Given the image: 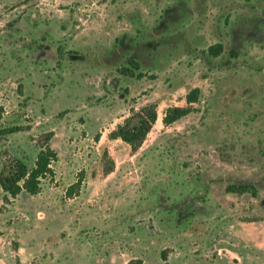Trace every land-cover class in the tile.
Instances as JSON below:
<instances>
[{
	"label": "rangeland",
	"instance_id": "rangeland-1",
	"mask_svg": "<svg viewBox=\"0 0 264 264\" xmlns=\"http://www.w3.org/2000/svg\"><path fill=\"white\" fill-rule=\"evenodd\" d=\"M176 1L0 0V170L13 160L32 167L50 131L58 157L39 194L5 200L0 188V264H264V77L257 74L264 39L245 42L238 61L227 46L209 67L179 50L160 61L162 70H143L135 85L114 86L112 74L102 85L104 70L67 66L59 52L110 48L134 33L135 18L153 27ZM238 2L246 1L207 0L204 16L193 13L179 26L201 35L206 50L220 42L215 29L228 32L225 19L234 26ZM43 43L62 60L36 67L29 56ZM193 88L201 94L192 112L164 125L165 110L185 107ZM149 104L158 119L136 152L109 138L130 109ZM12 127L18 131L2 134ZM245 180L257 185L256 195L226 192ZM158 184L170 210L155 208ZM184 197L208 210L177 224L172 206Z\"/></svg>",
	"mask_w": 264,
	"mask_h": 264
},
{
	"label": "trees",
	"instance_id": "trees-1",
	"mask_svg": "<svg viewBox=\"0 0 264 264\" xmlns=\"http://www.w3.org/2000/svg\"><path fill=\"white\" fill-rule=\"evenodd\" d=\"M206 1L193 0L191 8L188 0H177L163 8L155 25L149 28L145 27L137 17L135 18L136 21L132 22L134 33H123L117 36L110 48L95 46L96 50H91L88 46H79L66 52L63 50H59V52L62 54L63 61L67 66L85 67L88 70H104L102 85L112 74L114 86L140 83L144 77L143 70L151 72L162 70L163 65L160 61L166 62L169 57L175 58L179 50L182 54L200 56L203 63L209 67L208 64L211 61L226 54L228 46L230 49L227 56L237 60L238 51L241 55L245 48V42L253 41V39L242 40L236 44L238 37L231 36L229 29L233 25L227 19H225L224 25L228 28V32L215 29L220 42L207 46L206 50L200 48L204 44L201 35L194 33L187 23L179 26L185 23L193 13L204 16L207 10ZM245 1L242 7H244L245 18L248 20L250 16H255L252 6L256 0H253L251 6H246L249 0ZM231 6L232 4L228 8H231ZM136 16L138 15L136 14ZM227 36L230 37L229 40ZM227 41L229 42L228 45ZM94 55L96 56L94 57ZM127 92L128 90L125 88L124 93ZM200 94L199 88L189 90L185 96L187 105L185 107L167 108L162 123L169 126L190 114L192 112L191 105L198 101ZM157 119V108L153 104L145 105L138 110L132 108L123 122L109 133V138L122 141L130 147L132 152H136L142 146ZM17 131L18 127H12L3 130L2 134H12ZM52 136V131L41 136L40 150L32 167L29 168L19 160H13L0 170V188L4 193L5 200H8V198L16 199L22 192L30 196L37 195L41 191V180L53 176L52 166L57 162L58 157L49 144ZM103 157L107 159V153H104ZM113 167V162L107 161L104 165V173L109 174L113 171ZM80 184L81 182L77 181L68 187L67 195L72 196L75 189L80 187ZM225 190L227 193H251L256 195V187L248 184H231L226 186ZM127 264H142V261L136 259L129 261Z\"/></svg>",
	"mask_w": 264,
	"mask_h": 264
},
{
	"label": "flooded vegetation",
	"instance_id": "flooded-vegetation-1",
	"mask_svg": "<svg viewBox=\"0 0 264 264\" xmlns=\"http://www.w3.org/2000/svg\"><path fill=\"white\" fill-rule=\"evenodd\" d=\"M252 8L254 9L253 12L255 16L254 17L250 16L249 19L247 20L245 18V11H243L242 4L238 2L237 5H234V10H235L234 26L229 29V32L232 37L235 36L238 37L236 44H238V42H241L242 40L253 39V41H260V40L263 41L264 39V0H256ZM55 51L56 49L54 48V46L48 43H43L34 49V52L32 53V55L29 56V59H31V61L36 63V67L38 65H42V63H44L43 61H47V60L50 61L51 64H54L57 59L58 60L61 59V54L59 53V55H56ZM238 54H239L238 57H241L240 51H238ZM36 72L37 70L33 69L31 66L29 69V75H30V82L32 85L35 84L34 79L36 80L35 77ZM257 74L259 77H264V69L260 72H257ZM36 85H38V89H41L43 87V83L41 81H37ZM261 91L264 93V90ZM223 109L225 110V107H223ZM241 124L243 128L247 126V125H243L244 120H241L239 122V125ZM237 184H248L257 187V185L250 180H245L243 183L237 182ZM158 186L160 185L158 184L157 186L153 187V193H155L156 195V202H157L155 208L157 210L158 209L170 210L171 207L168 202L169 200L168 198L164 197L163 194L164 190ZM161 186L163 185L161 184ZM259 186H261V184ZM204 210H206V206L201 203L198 197H184L182 201L174 203L172 206V211L175 214L174 222L176 223L182 222L184 219L192 216V214L199 213L201 211L203 212ZM148 218H149V222L153 221L152 220L153 218L150 215ZM149 222L148 220L147 221L145 220L141 223L149 227L151 226Z\"/></svg>",
	"mask_w": 264,
	"mask_h": 264
}]
</instances>
